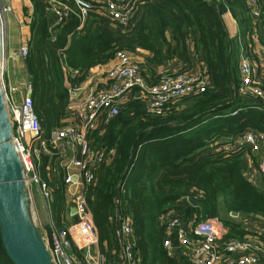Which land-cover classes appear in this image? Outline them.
I'll use <instances>...</instances> for the list:
<instances>
[{"label": "trees", "instance_id": "1", "mask_svg": "<svg viewBox=\"0 0 264 264\" xmlns=\"http://www.w3.org/2000/svg\"><path fill=\"white\" fill-rule=\"evenodd\" d=\"M29 1L33 13L28 15L31 35L25 65L46 140L64 127L80 126L78 116L68 109L65 81L78 88L92 69L108 64L120 51L133 56L150 52L142 65L149 85L166 77L159 73L160 67L172 62L175 72H200L207 81L204 93L173 102L162 115L147 110L139 91L133 90L116 117L87 134L90 148L103 154L84 195L106 264H123L118 231L126 219L132 225L135 264H191L185 257L169 258L163 247V218L177 203L182 206L178 215L195 224L220 219L226 231L223 242L264 241L260 229L264 189L255 188L242 167L251 151L231 155L222 152L220 144L249 130L264 134V111L237 92L241 45L238 38L229 39L222 18L231 13L243 47L259 62L264 4L262 17L255 21L248 0H138L131 27L123 28L96 10L83 21L73 0H56L70 4L74 13L63 25L50 26V0ZM82 1L95 7L98 0ZM253 32L256 43L248 38ZM39 173L51 193L50 221L45 226L51 236L76 220L69 221L66 172L59 152L51 146L41 158ZM183 198H194L198 207L181 203ZM223 209L229 219L221 218ZM72 253L82 257L75 247ZM0 264H13L1 233Z\"/></svg>", "mask_w": 264, "mask_h": 264}, {"label": "built area", "instance_id": "2", "mask_svg": "<svg viewBox=\"0 0 264 264\" xmlns=\"http://www.w3.org/2000/svg\"><path fill=\"white\" fill-rule=\"evenodd\" d=\"M85 21L92 10L109 18L123 28H130L136 13L138 0H98L97 6L82 0H73ZM253 10L254 20L262 17L263 0H248ZM15 0H0V20L3 31V57L0 62V82L6 111L12 125L16 151L20 157L28 186L39 188L46 208L49 211L50 188L40 178L39 167L43 154H48L51 146L59 152L61 167L66 172V187L75 188L72 208L76 209V222L67 230L52 231L51 236L43 231L48 252L53 264H106V259L98 248V233L84 191L95 180L103 154L90 148L87 134L96 127L106 125L119 114L120 106L133 90L146 103L147 110L162 115L168 105L196 93H204L207 81L200 72H176L163 77L154 85H149L143 75L142 65L136 62L127 51L115 56V64L108 71L107 90L99 89L92 82L71 88L65 81L69 95V111L80 119V126H67L55 131L49 140L34 110L29 96L32 86L27 80L20 84L8 83L7 57L5 48L6 17L12 16L18 24L20 46L13 56L25 62L28 57L30 37L26 36V21L16 15ZM55 26H61L74 13L72 6L64 1L50 0ZM30 22V18H27ZM257 34L248 36L257 42ZM240 41L238 94L251 101L256 110L264 111V48L258 62L243 47ZM260 52V51H259ZM236 114H234L235 116ZM222 152L238 154L250 149L246 171L247 180L255 187L264 189V134L249 130L240 138L227 139L220 143ZM76 177V180L74 178ZM189 199H181V203ZM180 212H168L164 220L165 240L163 247L169 258H187L191 264H264V241L231 240L223 242L226 231L220 219H206L196 223L183 219ZM42 229V227H41ZM264 237V224L261 225ZM45 232V233H44ZM132 225L129 219L123 220L118 231L122 248L123 264H135V250L131 243ZM178 243V247L174 243ZM75 247L81 252L79 258L73 252Z\"/></svg>", "mask_w": 264, "mask_h": 264}, {"label": "water", "instance_id": "3", "mask_svg": "<svg viewBox=\"0 0 264 264\" xmlns=\"http://www.w3.org/2000/svg\"><path fill=\"white\" fill-rule=\"evenodd\" d=\"M55 19L49 20L53 26ZM0 20V62L3 57V31ZM170 39V34L166 35ZM144 56L150 52L140 51ZM29 96L33 97V91ZM242 167L247 171V163ZM76 180V177L74 178ZM198 207L194 198H189ZM76 216L75 208L71 210ZM238 218V214H232ZM0 233L7 257L13 264H53L42 232L33 213V197L16 151L12 125L6 111L0 82ZM178 247V243H174Z\"/></svg>", "mask_w": 264, "mask_h": 264}, {"label": "crops", "instance_id": "4", "mask_svg": "<svg viewBox=\"0 0 264 264\" xmlns=\"http://www.w3.org/2000/svg\"><path fill=\"white\" fill-rule=\"evenodd\" d=\"M28 2H29V5H26V8L24 9L26 18H29L28 15H31L33 13V6L29 0H28ZM20 17H22V16H20ZM26 18H25V21L27 23V27H26L25 34H26V36L30 37V35H31L30 27H29L30 22L28 20H26ZM222 18H223V22H224V25H225L229 39L230 40H236V38H239L240 31L238 28V24L235 21V19L232 17L231 13L230 12L226 13ZM13 19H14V22H15L17 28L15 29V27H14L13 32H10L8 35L6 57L8 60V62H7L8 83L15 85V84H20L22 82H26L27 80L29 81V77L27 74L25 62L19 61L18 59H16L13 56V54L17 52V50L19 49V46H20V35L18 32V24L15 21L14 17L10 16L8 18L9 23H11V21ZM51 19H54V17L53 16L50 17V20ZM8 20H7V25H8ZM20 20L24 21V19H22V18H20ZM167 34H169V33H167ZM170 40H171V35H170V39L168 41H170ZM138 53H139L138 55L133 56L134 60L141 65L145 64L146 63L145 57H147V56H144L143 54H141L140 51ZM114 64H115V61L112 60L106 65L99 66V67L92 69L90 71L89 77L85 83L92 82L99 89L107 90L109 87V81L107 79V73L114 66ZM21 66H22L23 76L19 77V74L16 70H18L20 72ZM175 66H176L175 62H172L170 64H166L163 67H160L159 73H162L164 76H168V75L171 76L172 74L176 73L175 72L176 71ZM11 69H12V71H9ZM9 73H10V76H9ZM24 79H25V81H24ZM76 191H78V190H75V188L66 187V199H67V205H68L70 212L72 210V197ZM33 194H34L33 198H35L37 196L40 199V201L43 202V205L40 206V210L42 209L40 216L42 219H44L46 225H48L49 221H50V217H49L50 213L45 206V203L43 201V197H42L40 190L37 187V185L33 186L32 195ZM181 208H182V206L179 203H177V204L172 205L170 207V210L175 211V212H177V211L181 212ZM71 218L75 219L76 217L75 216L73 217L72 213H70V219H69L70 222H71ZM74 221L76 222V220H74ZM74 223H72L71 226Z\"/></svg>", "mask_w": 264, "mask_h": 264}, {"label": "rangeland", "instance_id": "5", "mask_svg": "<svg viewBox=\"0 0 264 264\" xmlns=\"http://www.w3.org/2000/svg\"><path fill=\"white\" fill-rule=\"evenodd\" d=\"M15 10H16V15L22 19L25 20V12H24V9L26 8V5H29V2L28 0H15ZM10 16H7L6 17V30H5V48H6V51L7 52V40H8V35L10 32H13V29L15 27V29L17 28L15 22H14V19L11 21V23H9V18ZM7 20H8V25H7ZM26 20H28L26 18ZM9 71H12L9 70ZM19 74V77H22L23 76V71H22V66L20 67V72L18 70H16ZM9 76H10V73H9ZM25 81V79H24ZM31 193H32V189H33V186H30L29 187ZM32 197H34V194L32 195ZM43 205V202L40 201V199L36 196L35 198H33V213H34V218H35V221L37 223V225L39 226L41 232L45 231V226H46V223L44 221V219L41 218L40 216V213H41V210H40V206ZM50 216V215H49ZM221 218L222 219H229V215L228 213L225 211V209H223L222 213H221ZM42 227V229H41ZM253 229V228H252ZM45 233V232H44Z\"/></svg>", "mask_w": 264, "mask_h": 264}]
</instances>
